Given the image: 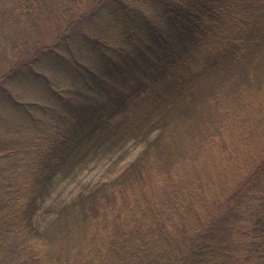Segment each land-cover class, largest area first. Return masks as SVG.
<instances>
[{"label": "trees", "instance_id": "1", "mask_svg": "<svg viewBox=\"0 0 264 264\" xmlns=\"http://www.w3.org/2000/svg\"><path fill=\"white\" fill-rule=\"evenodd\" d=\"M94 2L113 40L60 8L53 40L0 73L1 102L45 123L36 110L49 106L10 88L36 81L60 121L29 146L0 140V264H264V0ZM13 10L31 14L24 0ZM42 54L77 80L73 93L34 66ZM130 141L140 151L112 174ZM117 153L43 206L60 179Z\"/></svg>", "mask_w": 264, "mask_h": 264}, {"label": "rangeland", "instance_id": "2", "mask_svg": "<svg viewBox=\"0 0 264 264\" xmlns=\"http://www.w3.org/2000/svg\"><path fill=\"white\" fill-rule=\"evenodd\" d=\"M39 5H32L29 0H24L28 4L29 16L19 14L13 10L15 0H0V73L7 69L11 63L19 58L30 56L37 47L49 43L59 27L64 21L58 15L59 9L67 13V17H76L83 12L86 19L80 23L89 34L97 35L100 38L111 41L114 39L112 28L107 17V7L99 8L96 11H89L95 3L94 0H40ZM39 2V1H38ZM32 5V7H31ZM150 15L156 16L154 10L149 11ZM62 53L65 52L61 49ZM73 52L81 61L90 67H95L97 59L89 56L84 49L73 48ZM199 65L197 58H192L189 66L194 69ZM36 68L43 67L53 77L56 87L65 88L66 93H73V89L78 86L76 79H73L65 70L53 67V58L47 54H42L34 63ZM11 90L17 98L23 102L31 104L39 102L48 105L49 109L42 112L36 110L39 117L44 118L45 123L35 124L29 116H24L11 105L0 101V140L4 136L22 140L23 146H29L32 136L40 129L50 128L60 121L56 116L54 108L56 100L47 97L45 90L40 83L31 80L16 81L10 85ZM143 102L133 104L134 111L138 112L143 108ZM145 105V104H144ZM40 126V127H39ZM42 126V127H41ZM124 159L112 168V174L117 173L120 168L131 160L140 151L141 145L135 141H130L125 147ZM17 155L19 152H17ZM119 153V152H118ZM112 157L101 155L92 158L87 165L78 169L71 175L60 179L55 185L48 199L43 206L55 205L67 201L75 195L85 183H93L104 170L111 164L112 160L119 154Z\"/></svg>", "mask_w": 264, "mask_h": 264}]
</instances>
